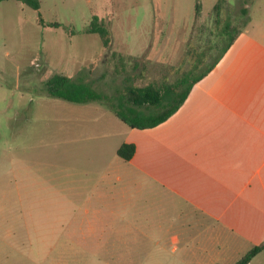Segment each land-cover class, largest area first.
I'll use <instances>...</instances> for the list:
<instances>
[{
	"label": "rangeland",
	"instance_id": "rangeland-1",
	"mask_svg": "<svg viewBox=\"0 0 264 264\" xmlns=\"http://www.w3.org/2000/svg\"><path fill=\"white\" fill-rule=\"evenodd\" d=\"M38 1V10L0 2V264H89L92 253L73 247L59 223L69 220L71 200L44 197H54L58 183L70 188L89 177V133L104 129L113 157L126 132L109 107L127 88L173 85L185 75L191 81L221 55L233 30L264 24V0ZM93 17L109 33L107 47L87 33ZM55 75L108 100L45 95ZM92 108L109 111L102 119ZM78 206L82 213L87 204Z\"/></svg>",
	"mask_w": 264,
	"mask_h": 264
},
{
	"label": "crops",
	"instance_id": "crops-1",
	"mask_svg": "<svg viewBox=\"0 0 264 264\" xmlns=\"http://www.w3.org/2000/svg\"><path fill=\"white\" fill-rule=\"evenodd\" d=\"M122 131L113 157L104 129L89 133V177L44 197L71 200L59 223L89 264H235L264 241V24L242 28L165 122Z\"/></svg>",
	"mask_w": 264,
	"mask_h": 264
},
{
	"label": "trees",
	"instance_id": "trees-1",
	"mask_svg": "<svg viewBox=\"0 0 264 264\" xmlns=\"http://www.w3.org/2000/svg\"><path fill=\"white\" fill-rule=\"evenodd\" d=\"M10 0H0V2ZM23 3L33 10L39 9L38 0H14ZM98 18L93 17L89 23L87 33L97 35L101 40L103 47L110 43L107 29L97 23ZM223 32H227L228 26L224 27ZM242 29L229 34V40L222 50L221 55L204 72L194 77L191 81L185 75L180 81L173 85H147L145 87L127 88L125 97H120L118 105L110 106L109 110L125 125L131 129H150L165 122L170 116L178 111L186 100L191 88L208 74L217 62L226 53L233 44ZM228 34V33H227ZM185 86L184 90L179 92L180 87ZM47 95L62 99L71 103L86 104L98 100H108L106 96L93 90L89 85L82 82H73L69 77L55 75L48 79L45 84ZM102 102V101H99ZM135 152L133 144H122L117 150V156L125 161L132 158ZM264 250V241L250 249L237 263L249 264L250 261Z\"/></svg>",
	"mask_w": 264,
	"mask_h": 264
}]
</instances>
